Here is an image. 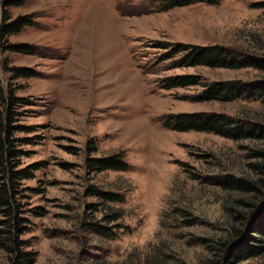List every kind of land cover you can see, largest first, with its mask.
I'll return each mask as SVG.
<instances>
[{
  "label": "rangeland",
  "instance_id": "374dc122",
  "mask_svg": "<svg viewBox=\"0 0 264 264\" xmlns=\"http://www.w3.org/2000/svg\"><path fill=\"white\" fill-rule=\"evenodd\" d=\"M263 2L159 12L151 0H0V114L11 111L14 137L29 140L17 142L20 168L33 174L19 201L34 264H202L209 253L196 239L217 247L243 210L234 202L250 196L213 178L257 179L250 164L263 162L255 152L264 139L177 132L165 122L211 113L264 127V95L248 87L264 83ZM160 43L220 45L244 67H172ZM181 76L199 83L162 88ZM223 82L239 95L209 99L205 92ZM114 155L129 169L88 165ZM92 187L124 198L108 204L124 214L115 235L89 228L105 207ZM10 262L0 249V264ZM239 264H264V255Z\"/></svg>",
  "mask_w": 264,
  "mask_h": 264
},
{
  "label": "trees",
  "instance_id": "16d2710c",
  "mask_svg": "<svg viewBox=\"0 0 264 264\" xmlns=\"http://www.w3.org/2000/svg\"><path fill=\"white\" fill-rule=\"evenodd\" d=\"M220 0H151L158 11H168L173 8L185 7L197 3L216 4ZM264 7V2L261 3ZM165 52L161 61L173 60L172 67H197L238 69L241 62L233 59L232 53L220 45L201 46L191 44L160 43ZM163 46V47H161ZM199 82L193 76L170 77L162 80V88H186L197 85ZM235 83H214L205 92L209 99L221 97L224 94L239 95ZM249 92H258L264 95V83L248 85ZM243 89V88H242ZM243 91V90H242ZM1 113V112H0ZM0 249L5 250L11 256L10 264H34L33 254L25 251V242L21 239L26 231V220L23 217V206L19 201V195L25 190L21 188L22 180L31 179L33 174L27 168H20L18 159L22 151L18 149L17 142L29 141L14 137L15 127L12 112L0 114ZM165 126L177 132H205L213 133L234 141H242L251 138L264 139V127L260 129L245 128L239 126L232 118L222 114L211 113H181L167 117ZM258 159L263 162L250 164L253 171L258 174L257 179L235 177L233 175L214 177V185L228 192H234L248 199H237L234 204L242 207V212L232 213V219L227 223V231L224 238L214 241L199 237L196 240L199 245L206 246L209 255L202 260V264H239L252 258L264 255V151L255 152ZM88 165L93 170L126 171L129 165L119 155L107 158H91ZM93 197L104 202V215L101 220L89 223L92 232L102 236L115 235L119 222L124 214L119 209H113L109 203H122L124 198L113 192H104L97 188H91ZM107 225H112L108 227Z\"/></svg>",
  "mask_w": 264,
  "mask_h": 264
}]
</instances>
